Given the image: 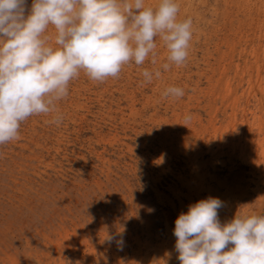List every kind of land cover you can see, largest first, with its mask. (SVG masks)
<instances>
[{"label":"bare ground","instance_id":"6f19581e","mask_svg":"<svg viewBox=\"0 0 264 264\" xmlns=\"http://www.w3.org/2000/svg\"><path fill=\"white\" fill-rule=\"evenodd\" d=\"M175 2L179 6L178 21L192 20V39L183 65L176 66L167 59L169 52L163 41L156 37L155 64L151 62V55L139 66L132 61L123 66L118 78L109 77L104 82L93 81L82 71L71 80V93L68 91V96L56 103V111L40 114L42 125L35 117L26 122L30 124V140L25 141L35 143L31 136L38 135L40 131L43 132L40 138L47 137V143L57 145L58 149L64 144V130L68 126H57L52 122L57 114L63 119H71V132L132 130L134 137L128 140L135 142L138 149L123 142L120 148L115 149L114 155L119 161H126L123 169L144 182L152 199L162 206L165 231L162 237L157 236L161 241L142 242L140 237H136L133 239L136 247L127 242L118 245L117 241H111L107 246L104 241L107 237L104 236L97 244L85 240L78 246L67 235L62 236L61 242L60 238L46 236L45 245L49 249L46 256L50 262L60 253L62 243L71 247L78 264H181L175 250L177 238L170 221L173 215L178 218L181 213L188 212L190 205L209 197L218 198L223 203L218 209L221 226L230 223L236 215L242 218L257 216L264 209V176L261 177L257 166L260 159L254 157L258 149H264V128L261 132H248L239 138L231 132L238 125L236 116L241 96L247 93L242 91L239 94L244 84H248L250 91H258L261 97L256 100L260 102L262 111L264 109L261 90L264 78L261 74L264 64V0ZM159 3L160 0H144L145 7L153 10ZM32 4L33 0H27L26 16L30 14ZM44 35L55 40L54 27L50 25ZM165 63L170 65L167 71L163 69ZM145 69L153 74L159 70L161 75L158 78L153 75L150 83L145 82L142 75ZM169 87L183 89V97H165L163 93ZM137 102L142 107H136ZM124 106L128 109V118L124 115ZM229 108L232 109L230 115L227 114ZM246 111L244 108L243 112ZM83 112L92 119L83 117ZM202 112H205V118L200 115ZM188 116L190 120H186ZM226 121L227 126L224 125ZM218 132L222 134L217 136ZM29 144L20 146L30 148ZM225 147L230 151L222 152ZM38 159L44 166H50L43 156ZM100 162L102 168L113 164L104 156ZM243 166H248L253 176L248 184L253 178L257 180L255 190H252L257 192L256 200L250 197L252 183L243 186L242 180L232 178L233 170ZM155 167L168 169L155 175ZM225 169L228 173L220 175L225 173ZM102 173L110 181L114 172L107 168ZM45 174L48 173L44 171L42 175ZM184 198L188 204L184 203ZM127 204L133 206L132 203ZM148 228L149 225L146 231ZM146 236L150 238L151 233L147 231ZM231 247L229 245L225 250ZM80 252L84 254L82 258L77 255ZM7 260L17 264L16 257L7 255Z\"/></svg>","mask_w":264,"mask_h":264},{"label":"clouds","instance_id":"9594fccd","mask_svg":"<svg viewBox=\"0 0 264 264\" xmlns=\"http://www.w3.org/2000/svg\"><path fill=\"white\" fill-rule=\"evenodd\" d=\"M0 0V145L19 139L21 122L56 111L68 96L69 82L81 70L93 81L118 78L123 66L156 63V37L167 59L186 62L192 20L178 21L175 0H160L153 10L144 0ZM53 26L55 45L45 36ZM170 65L165 63L167 71ZM145 82L161 75L145 69ZM165 97H183L169 87ZM191 117H186L190 120ZM63 116L52 121L59 126ZM223 203L209 197L189 206L175 221V250L181 264H264V216L239 217L224 226L218 218ZM113 238L109 237V241ZM122 245L123 241H117ZM229 245L232 247L225 250Z\"/></svg>","mask_w":264,"mask_h":264},{"label":"rangeland","instance_id":"374dc122","mask_svg":"<svg viewBox=\"0 0 264 264\" xmlns=\"http://www.w3.org/2000/svg\"><path fill=\"white\" fill-rule=\"evenodd\" d=\"M54 41L50 40L49 44L52 43L53 47H57ZM261 63L263 62L261 61L260 65ZM261 67L263 68L261 74L264 77V64ZM68 87L71 93L73 87L71 81ZM261 90L264 93V78ZM242 91L247 93L241 96L242 101L237 109L238 125L234 131L229 127L236 138L248 132H261L264 128V109L262 111L260 102L256 100L261 96L257 90L250 91L248 84H244L239 94ZM262 104L264 106V100ZM125 106L127 107V104ZM126 107L124 115L128 118L129 112ZM136 107L142 106L137 102ZM244 108L247 109L245 113ZM231 112L232 109L229 108L227 114L230 115ZM86 113L83 112L82 116L92 119ZM200 115L206 117L205 112ZM39 116L40 114L32 115L27 120L35 117L42 125V118ZM27 120L21 122L19 139L0 145V264H11L7 260V255L16 257L17 264H62V262L78 264L76 255L71 253V247H65L62 243L59 247L60 253L50 262V258L46 256L49 250L45 245L46 236L53 239L60 238L61 242L62 236L67 235L69 239L71 238V242L76 241L78 246L83 245L85 240L97 244L104 236L107 237L104 238L107 246L111 241L122 240L136 247L133 240L136 237H140L142 242L161 241L157 236L162 237L165 231L162 206L152 199L144 182L137 180L135 175H130L129 170L123 169L126 161H119L117 155H114L115 149L120 148L123 142L136 147L135 142L128 140L129 137H134L132 130L71 132V119H63L61 124L67 125L68 129L64 130L66 131L64 144L58 149L57 145L47 143V137L40 138L39 135L43 133L39 131L40 129L38 135L31 136L35 143L29 144L25 141L30 140L28 128L30 124L26 123ZM226 124L227 121L224 122L225 126L228 125ZM220 134L222 133L218 132L217 136ZM49 139L48 137V141ZM26 143L30 148L23 149L20 145ZM228 149L225 147L222 152H229ZM102 155L105 159H110L113 164L102 168L100 162ZM40 156L47 159L50 166H44L38 159ZM254 157L260 159L257 166L263 178L264 149H258ZM217 167L222 170L219 164ZM107 168L114 172L110 181L102 173V170ZM167 169L168 167L165 169L155 167V175ZM44 171L48 174L42 175ZM250 171L248 166L239 169L237 167L232 172L234 173L232 178L237 177L242 180L243 186L252 183L249 190L250 197L251 200H256L257 192L252 190H255L257 180L253 178L248 184L253 177ZM227 173L225 169V173L220 175L224 176ZM183 201L188 204L186 198ZM127 203H132L133 206L129 207ZM257 216H264V209ZM176 219V215L170 219L173 230ZM147 225H149L147 231L151 233L148 239ZM109 237L113 239L109 241ZM77 255L82 258L84 254L80 252ZM125 262L123 260V263Z\"/></svg>","mask_w":264,"mask_h":264}]
</instances>
